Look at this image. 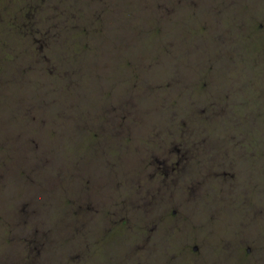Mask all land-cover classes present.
<instances>
[{
	"label": "rangeland",
	"instance_id": "374dc122",
	"mask_svg": "<svg viewBox=\"0 0 264 264\" xmlns=\"http://www.w3.org/2000/svg\"><path fill=\"white\" fill-rule=\"evenodd\" d=\"M52 1H60L70 7L67 8V16L71 21V14L76 13L77 25L71 23L65 27L62 39L54 43L55 54L60 58V70L50 79L44 78L40 70L29 72L27 78L23 73L15 78L19 75L20 64L29 61L28 42L19 33V19L13 25L6 15L0 26V133L7 132L3 116L12 112L13 104L26 97L43 100L42 106L36 107V112L48 124L30 126L39 131L43 129L49 144L47 152L53 158L55 155L60 158L53 161L54 167H43L42 182H30L28 166L21 160L24 154L12 146L6 148L0 137V169L1 159L12 167L4 181H0V259L7 250L5 246L11 232L12 262L21 264L24 241L14 210L18 209L19 199L31 194L34 210L38 208L55 226L52 232L45 218L40 226L44 236L53 234L52 237L49 235L51 239L43 264H165V256L175 257L174 261L180 264H191V259L181 253L178 245L166 252L161 245L151 246V254L136 252L135 256L126 253V241L117 233L121 229L118 226L124 223L122 219L117 220L116 226L112 220L115 226L112 233L100 237L104 231L97 230L90 234L87 247L81 240L82 233L79 234L81 238L71 235L70 219L84 216L81 212L85 209L80 207L79 201L83 199L85 179H91L90 189L93 188L97 196L106 197L95 215L98 222L103 219L102 223H106L110 219L105 213L103 216V209L111 212L121 197L131 194L126 175L135 169L133 162H137L139 151L151 143L147 134L152 125L169 130L180 125L190 128L203 126L212 133H219L224 141L243 143L251 149L244 160L246 169L250 170L247 180L251 188L246 203L231 192L220 196L218 183L212 174L208 176V184L213 185L208 193V202L191 201V222L183 230L187 236L202 237L197 239L205 246L194 239L186 252L198 256L204 248L205 259L210 258L206 262L198 260L192 264H214L212 257L218 255L233 258L237 254V239L245 234L259 235L258 238L264 240L262 232L244 227L255 223L250 201L264 205V45L261 35L256 33L251 38L249 35L256 31L255 20L264 21V0ZM169 4L172 10L168 8ZM12 9L5 10V13L10 16ZM97 11L101 13L98 19L94 16ZM43 23L48 28L49 22L44 20ZM219 32L233 34L239 39L242 42L241 53H233L228 60L223 55L218 61L215 49ZM70 71L74 75L77 72L79 81L73 89L67 85ZM217 81L230 82L236 88L235 98L244 101L236 110L258 111L259 118L217 121L196 116L197 102L211 98ZM202 84L206 89L201 88ZM130 93L136 103L132 118L138 119V124L130 127L131 134L101 131L108 104H120ZM63 112H76L74 117L80 119L72 120ZM84 127H89L91 134H99L94 138L93 135L82 134ZM59 169L63 172V179L61 177L56 189L47 174L53 175ZM100 175L103 188L98 186ZM72 197L75 199L73 207L68 204ZM93 201L88 197L82 200L81 205L95 210L97 207ZM142 201L140 199V204ZM22 207L18 211L21 212ZM141 223H147V215L133 209L129 226L135 229ZM193 224L196 226L192 227ZM149 226L151 222L147 228ZM126 233L123 231L122 235ZM196 243L199 246L194 250ZM76 244L79 250L73 248ZM252 249H255L253 245ZM71 252L79 257L76 263L72 262ZM1 264H4L3 260Z\"/></svg>",
	"mask_w": 264,
	"mask_h": 264
},
{
	"label": "flooded vegetation",
	"instance_id": "af4514ba",
	"mask_svg": "<svg viewBox=\"0 0 264 264\" xmlns=\"http://www.w3.org/2000/svg\"><path fill=\"white\" fill-rule=\"evenodd\" d=\"M18 4L20 5L19 9ZM13 5L14 8L12 9ZM168 7L170 10L173 9L171 4ZM9 8L12 9L10 16L5 13V10ZM67 8L70 9V7L64 6L62 2L52 0H0V17L2 18L0 26L6 20V15L13 25L19 19L17 25L20 28L19 33L28 42L27 57H29V61L20 64L18 67L19 75L15 78H19L22 73L27 78L28 73L33 70L44 72L50 70L53 73L55 71L59 73L60 58L55 54L53 45L62 39V32L65 27H68L71 23L75 25L76 19V13L71 14L72 19L70 21L67 16ZM44 20L49 22L48 28L43 25ZM262 20L254 21L256 31L250 32L249 35L250 38L256 33L261 35L264 45V21ZM216 40L218 47L215 49V56L218 61L221 60L223 55H226L228 60L233 53L237 51L241 53L242 42L233 34L219 32ZM52 58L54 64L51 62ZM61 73L64 75V72L61 71ZM68 77H70L68 87L73 89L76 81L73 72L70 71ZM201 88L206 89V85L202 84ZM235 95L236 88L233 87L232 83L217 81L214 84L211 98L197 102L198 111L195 115L205 119H216L217 121L219 119L242 121L248 118H259L258 111L236 110L237 106L243 104L244 101L236 99ZM124 100L121 101L120 107L124 104ZM27 102L30 103L27 97L16 102L13 104L12 112L3 116L7 132L0 133V137L3 138V145L6 148L12 146L14 150L21 151L24 154V158L21 160L28 166L27 177L30 182H42L43 151L48 149V139L44 137L43 129L39 131L33 129L30 125L35 124L42 127L45 120L38 112L29 111ZM70 113L71 115L67 116L65 114L64 116L72 120L80 119L74 117L77 113ZM59 115L62 117V114ZM109 120H112V124L115 125L110 124L111 127L107 128L105 126L109 123ZM134 120L137 119L132 118L133 124H135ZM183 122L185 123V121ZM103 128L106 129L105 131L101 130L104 133L114 130L113 132L117 135H125L122 113L110 114V117H107V113L104 112V122L101 129ZM129 131L130 128L126 133H130ZM81 132L82 134L93 135V138L99 134V132L91 134L89 127H84ZM147 135H149L151 143L139 151L136 158L137 162H133L135 169L126 175V184L129 183L128 189L131 194L121 197L117 207L111 212L103 209V216L105 213L110 219L106 223H102L103 219L98 222L95 215L100 206L103 205L106 197L105 199L99 197L92 190L94 198L98 199L99 208L95 210L90 208L82 220L75 217L73 224H71V235L73 238L76 236L81 238L82 236L81 240L84 241L87 247L89 246L88 237L90 234L97 230L104 231L100 237L112 233L115 231L117 220L122 219L124 223L118 226L121 229L117 233L121 238H124L123 241H126L124 245L126 253L135 256H137L136 252L151 254V246L161 247V245L166 252L167 249L170 250V248L178 245L181 248V253L184 252L192 263L198 260V262L200 260L206 262L205 260L210 258L205 259L203 255L204 248L201 255L198 256H191L186 252V248L192 243V240L202 239L197 235L187 236L183 230H186L191 222L190 218L193 214L190 208L191 201L204 200L203 203L208 202V193L213 187L212 184H208V176L212 174L218 183L220 196L225 192H231L232 195L246 203L249 197L248 190L251 188L248 187L249 180H247V173H250V170L249 168L246 169L244 160L251 151V149H248L250 146L242 145L243 143L234 144L229 140L224 141L219 133H212L203 126L190 128L189 126L183 127L180 125L174 130H169L152 125ZM1 160L3 164L2 169H0V181H4L5 176L10 173L9 169H12V167L3 159ZM109 169L113 172L111 167ZM85 180L90 186L91 179L87 178ZM98 186L103 188L102 175L98 177ZM23 198L29 199L27 202L25 201V206L30 205L33 200L31 194L25 195ZM140 199L143 200L142 204L139 202ZM133 209H136L137 213L141 212L147 215V223H141L139 227L136 225V230L128 224ZM250 210L255 223L246 224L244 227L247 228L246 230L260 231L262 232L261 236L264 235V205L256 201H250ZM14 217L19 220L18 226L22 230L21 237L24 241L21 256L22 264H33L34 261L36 264H43L42 246L44 235L40 227L43 225V215L38 208L32 210V208L27 207L22 208L21 212L15 209ZM32 217H35V222L32 221ZM112 220L115 222V226ZM141 221H144L143 218ZM149 222H151V226L147 228ZM126 224L127 226H125ZM195 226L193 224L192 227ZM123 231L127 233L122 235ZM188 232L189 230H187ZM245 235L243 238L237 239V254L233 258L225 255L213 256V263L263 264L264 240L261 237L258 238L259 235ZM197 240L201 242L200 239ZM203 240L206 243L205 238ZM201 244L205 246L202 242ZM252 245L255 251L252 249ZM198 246L199 244L196 243L193 249H198ZM5 248L7 250L4 251L0 264L2 260L4 264H12L11 232ZM73 248L78 249L77 244ZM164 259L165 264H180L174 261L175 257L165 256Z\"/></svg>",
	"mask_w": 264,
	"mask_h": 264
},
{
	"label": "trees",
	"instance_id": "16d2710c",
	"mask_svg": "<svg viewBox=\"0 0 264 264\" xmlns=\"http://www.w3.org/2000/svg\"><path fill=\"white\" fill-rule=\"evenodd\" d=\"M180 2L182 1V0H179ZM169 8V7H168ZM94 16L95 17H97V19L98 18H100V16H101V13L100 12H94ZM75 25H77V17H76V19H75ZM41 72H43V76H44V78H52V77H54L55 75H58V72L57 71H55L54 73L52 72L51 73V71L50 70H46L45 72L44 71H42V70H40ZM49 74V75H48ZM74 75V74H73ZM74 79H76V81H75V83H74V87L73 88H76L77 86H78V84H79V81H78V76H77V72H75V75H74ZM69 81V80H68ZM67 85H68V82H67ZM136 86V84L135 85H133L132 87H135ZM51 88H52V86H51ZM28 101H30V103H28L27 104V106L29 107L28 108V110L29 111H33L34 113H36V107L37 106H42V101L43 100H40V101H36L35 99H33V98H30V99H27ZM125 102H124V104L123 105H121V107H120V104H116V103H109L108 104V106L106 107V113H107V117H110V114H112V115H116L117 113H122V115H123V123H124V132H125V135H130V133H126V131L127 130H129V128L130 127H132V124H133V122H132V115H133V113H134V111H135V107H136V103H135V100H134V96L132 95V93H130L126 98H125V100H124ZM57 103V102H56ZM58 104V103H57ZM117 106H119V107H117ZM123 106V107H122ZM58 113V112H57ZM63 113H65L67 116L70 114L71 115V113L70 112H63ZM76 113V112H75ZM134 122L136 123V124H138V119L137 120H134ZM44 123L47 125L48 124V122L45 120L44 121ZM44 124V125H45ZM115 125L114 123L112 124V120H109V123L105 126V127H111V125ZM103 131H105L106 129H102ZM48 150H45V151H43V167L44 168H49L50 166H52L53 165V167H54V165L55 164H53V161L54 160H58V159H60V158H56V155H55V158H53L48 152H47ZM60 170V169H59ZM59 170H55V173L53 174V175H50V174H47L48 175V180L52 183V184H54V185H56L55 187H56V189L58 188V185H60V183H61V177H62V179H63V176L61 175V173H63L61 170L59 171ZM30 175V174H29ZM42 175H43V172H42ZM89 185V183H87L86 182V180H85V183H84V194H82L83 195V199H85V198H93V200L95 201V203H94V206L95 207H97V208H99V205H98V199L95 197L94 198V195L92 194V190H93V188H91L90 189V186H88ZM73 198V197H72ZM82 198H81V200L79 201V204H80V207H84V211L83 212H81V214L82 213H84V215L86 214V212L90 209V208H92V207H88V208H86L85 207V205L84 204H82L81 205V203H82V200H83ZM27 200H29V199H27V198H21V199H19V203H18V205L19 206H17L18 207V209L17 210H19L20 209V207L21 206H23L22 208H27V207H29L30 209L32 208V210H34V207L32 206V202H31V204L30 205H28V206H25L24 204L27 202ZM26 201V202H25ZM74 201H75V199L73 198L72 200L71 199H69L68 200V204L71 206V207H73V205H74ZM93 201V202H94ZM82 210V209H81ZM75 215H77V214H75ZM84 217L85 216H83V217H80L78 220H82V218L84 219ZM44 218L45 219H47V221H48V223H49V220H48V217L46 216V215H43V220H44ZM75 219V217L73 216V218H71L70 219V221H71V224H73V220ZM16 220V219H15ZM16 221H19V220H16ZM32 221L33 222H35V217L33 218L32 217ZM44 223V222H43ZM49 225L52 227V232H54V230L53 229H55V226L54 225H52V224H50L49 223ZM12 234H13V232H12ZM49 235H51V237L53 236V234H49V233H46V235L43 237V241H46L47 243L45 244L44 242H43V246H42V251L44 250V252H43V258H47L46 257V248H47V246H48V243H49V240L51 239V237L49 236ZM71 255H72V262L73 263H76L77 261H78V259H79V257L78 258H76L75 256H74V254L71 252ZM75 260V261H74ZM13 261V260H12ZM21 262V261H20ZM12 264H13V262H12ZM21 264H22V262H21Z\"/></svg>",
	"mask_w": 264,
	"mask_h": 264
}]
</instances>
